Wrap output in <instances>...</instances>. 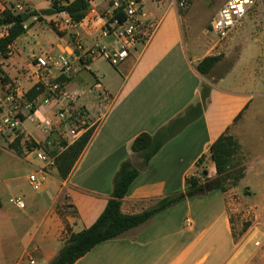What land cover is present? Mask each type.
<instances>
[{
    "label": "crops",
    "instance_id": "obj_1",
    "mask_svg": "<svg viewBox=\"0 0 264 264\" xmlns=\"http://www.w3.org/2000/svg\"><path fill=\"white\" fill-rule=\"evenodd\" d=\"M16 1L21 10L10 0H0V14L7 9L22 14L28 27L26 34L11 46L8 58L0 57V107L12 105L11 109H0V120L19 107L22 130L41 146L50 144L56 136L67 137L69 124L55 118L59 110L65 109L69 115L83 120L80 122L93 129V133L66 180L53 174L39 195L31 203L25 202L24 210L15 207L22 220L41 206L45 212L36 229L22 236L15 229H0V235L8 238L0 248V264H13L18 257L15 264H30V258L36 264L54 262L66 239L90 228L102 214L125 161L141 170L122 200L125 215L141 214L166 198L186 192L188 178L198 175L202 168L207 170L208 180L216 179L210 147L226 133L239 143L238 160L245 167L244 178L235 188L187 198L146 224L97 245L75 264H241L240 256L250 251L253 242L255 252H248L251 256L243 264H264V252L256 247V242L264 243V57L260 60L258 56H247L249 46L245 37L235 33L229 42L231 50L241 45L235 62L225 70L224 58L202 76L197 65L204 58L217 55L202 54V47L194 38L185 40L181 11L171 0L166 8L156 7L148 13L144 11L145 0H141L143 20L156 27L135 46L118 70H107L100 63L105 59L91 58L87 51L98 42L118 47L114 36L101 39L110 10L108 0H96L74 32L56 27L59 13L44 14L52 9L54 1L64 6L74 0ZM75 34L81 37L85 51L76 50ZM60 55L66 56L72 65L70 75L65 76L68 81L63 83L64 89L78 98L71 103L59 100L46 104L48 88L64 76L56 68L38 70L36 57ZM218 72L223 74L216 76ZM96 79L104 93L99 103L91 96ZM15 82L29 85V90L37 84L44 86L45 92L33 102V113L25 107L27 92L14 88L12 93L8 92ZM204 87L210 88L205 105ZM86 89L89 91L85 92ZM9 95H13L14 101H8ZM202 104V113L141 168L142 158L131 152L133 141L143 133L156 137L172 121ZM45 119L54 121L52 131L40 125L39 121ZM10 135L1 134L11 143ZM202 158L203 166L198 168ZM21 160L34 170L39 166L25 155ZM3 204L0 197L1 211ZM5 215L4 211L0 213V221ZM246 218L250 219L246 230L236 234V229H241L239 222ZM25 235L28 238L24 246L17 248L16 240ZM42 244L44 249L40 248ZM223 248L228 249L224 255L220 252Z\"/></svg>",
    "mask_w": 264,
    "mask_h": 264
},
{
    "label": "trees",
    "instance_id": "obj_2",
    "mask_svg": "<svg viewBox=\"0 0 264 264\" xmlns=\"http://www.w3.org/2000/svg\"><path fill=\"white\" fill-rule=\"evenodd\" d=\"M90 10L89 0H74L73 2H67L64 6H59V3L54 1L52 9L45 11L44 14L52 15L66 12L75 23H80L86 18ZM115 14L120 21L124 20L123 13L117 12ZM26 22L24 15L14 14L9 9L0 14V27L7 28V35L0 39V57L8 58L10 48L14 42L26 34L28 29ZM223 59V55L208 56L197 65V71L202 76H206ZM67 81L64 76L56 82L65 84ZM4 82L8 83L9 81L5 79ZM44 92L45 88L43 85H35L25 94V103H33ZM209 93L210 88L204 87L202 90L204 105L206 100H208ZM203 104L188 110L185 115H181L172 121L168 126L160 130L156 137L143 133L133 141L131 152L142 158L141 168H145L168 141L177 136L194 118L202 113ZM35 110L36 107L33 106L30 112L33 113ZM20 117L23 119L22 116ZM92 133L93 129L87 130L71 144L59 135L50 140L51 146L47 143L42 146L47 153L56 158L57 174L61 180H66L71 174L88 145ZM21 142L22 138L19 137L13 139L9 145L18 156L23 155ZM240 152L241 147L233 136L227 133L220 136L210 147V156L217 171L216 179H207V170L202 168L204 163V158H202L197 165L198 168L202 169L198 175L188 178V189L186 192L166 198L160 201L156 207L137 215L123 214L121 206L122 200L126 197L132 183L139 177L141 170L133 168L129 161L123 162L114 182L112 196L102 214L90 228L71 234L66 239L65 246L59 257L51 264H75L97 245L114 240L128 231L146 224L157 214L187 198L201 196L214 190L225 193L235 188L245 175V167L238 160ZM246 228L247 226L244 229Z\"/></svg>",
    "mask_w": 264,
    "mask_h": 264
},
{
    "label": "built area",
    "instance_id": "obj_3",
    "mask_svg": "<svg viewBox=\"0 0 264 264\" xmlns=\"http://www.w3.org/2000/svg\"><path fill=\"white\" fill-rule=\"evenodd\" d=\"M16 3V8L21 10L20 4L16 0H10ZM110 10L107 21L104 22L101 30V39H107L111 36L117 41L116 48L112 45L104 44L103 42L95 43L92 48L87 51L91 58H103L112 66L117 67L123 63L130 55V52L135 49V46L149 37L150 33L156 27L155 24L143 20L142 16V1L141 0H108ZM257 0H228L222 8L217 12L209 27V33L216 41V46H223L230 38L233 31L240 26L249 10ZM172 4L180 11L188 8L189 0H171ZM92 7L96 5V0H89ZM63 6V5H62ZM123 13L124 20L120 21L115 13ZM59 20L56 21V27L64 31L74 32L80 26V23H75L66 12H59ZM7 35V28L0 27V39ZM75 47L77 51H85L81 37L78 34L74 36ZM36 66L38 70L48 71L51 68H56L63 76H69L72 71V65L68 58L60 55L56 58L46 56L36 57ZM95 90L103 94L102 85L97 81L94 86ZM78 95L69 93L64 89L62 83L54 81L48 88V96L45 100L46 104L50 102H58L64 100L66 102H74ZM8 101H14L13 95L8 96ZM26 109L31 111L33 103H27ZM81 115V113H80ZM19 107L12 114L0 120V134L5 132L11 133L12 140L22 138L23 155L31 158L39 166L28 176V183L33 191L39 193L48 184L53 173H57L56 158L47 153L44 148L35 141L30 135L22 130V118L20 117ZM57 121L66 122L69 124L68 131L71 140L65 139L69 144L77 140L87 130L85 124H82L76 117L69 115L65 109L59 110L55 114ZM81 119V118H80ZM40 125L46 130L52 131L54 121L45 119L40 120ZM81 134V135H80ZM80 135V136H79ZM10 204L19 210L26 208L25 201L20 197H13L9 200ZM190 224V219L186 220ZM264 237V233H263ZM264 243L256 242V247H263ZM30 264L36 262L30 258Z\"/></svg>",
    "mask_w": 264,
    "mask_h": 264
},
{
    "label": "rangeland",
    "instance_id": "obj_4",
    "mask_svg": "<svg viewBox=\"0 0 264 264\" xmlns=\"http://www.w3.org/2000/svg\"><path fill=\"white\" fill-rule=\"evenodd\" d=\"M227 1L228 0H189L188 8L180 12V14L182 15L181 29L185 40L189 41L192 38L198 40L202 47V54L204 55H223L225 58L223 64L225 70H227L229 66L235 62L238 53L241 50V45L234 46L233 50L229 48L230 39L235 33H239L242 37H245V41L249 46V48L247 47L246 49L247 56H258L260 60H262L264 57V0H257L256 2H254L243 22L233 31L225 45L216 46L215 39L209 33V27L217 12ZM145 2L146 4L144 7V11L148 13L150 12V10H154L156 7L163 9L166 8L169 0H145ZM163 4L164 6L162 7ZM52 36L54 37L53 33ZM100 63L101 66H103L107 70L119 69L118 66L113 67L106 60H102ZM222 74L223 72H218L216 76ZM96 80L101 84L99 79ZM95 83L92 87V92L94 94L92 93L91 96L93 99H95V103H99V99L104 96V93L99 95L100 93L97 92L94 88ZM13 88L27 92L29 90V85H20L18 82H15L13 83L11 90L8 92L12 93ZM88 91L89 89L85 90V92ZM2 97L3 99H5L4 96ZM84 98L85 97L83 96L81 100L83 101ZM11 106L12 105L8 103L6 108L2 106L0 107V109H2V111L4 109L8 110L11 109ZM20 115L23 116L21 113ZM27 126H30V123H27ZM65 135L63 137L64 139L71 140L68 130L67 137ZM51 144L52 143L48 145L51 146ZM9 145L10 142L8 138L6 136H0V197H2L4 202V210H0V213H3L4 211L6 214L0 221V229H15L16 231H21L22 236L26 232L36 229L37 223L40 221L41 216L45 212V208L41 206L39 211L34 212H31L29 210V218L22 220L14 210L15 206L10 204L9 200L12 197H18L22 195L25 196L22 197L24 198L25 202L31 203V201H33V198H36L39 194L32 190L26 178V176H28L30 173H33L35 170L32 169V167H30L26 162H23L21 160L24 155L18 156L16 152L10 148ZM52 149H54V147H52ZM241 189V193L243 195L244 190L243 188ZM233 221H235V218H233ZM238 221L240 220L238 219ZM239 223L241 229H236V234H242V232L246 230L244 228L249 225L250 219H243ZM27 238L28 236L25 235L24 237L17 239L15 242L17 245L15 246L17 248H19V245L24 246ZM7 240L8 238L6 239L5 236L0 235V248H3L5 246ZM253 244L254 242L251 245L250 251H248L251 255L255 252L254 247H252ZM261 244H263V242H261ZM44 247V244L40 245V248L44 249ZM258 250L260 252H264V246L260 248L258 247ZM221 251L224 255L227 253L228 249L223 248L222 250H220V252ZM248 252L240 256L239 262H241V264H243L251 256L250 254H248ZM18 258L14 259V261L11 263L15 264L16 262H18ZM251 264H255V261L251 262Z\"/></svg>",
    "mask_w": 264,
    "mask_h": 264
},
{
    "label": "water",
    "instance_id": "obj_5",
    "mask_svg": "<svg viewBox=\"0 0 264 264\" xmlns=\"http://www.w3.org/2000/svg\"><path fill=\"white\" fill-rule=\"evenodd\" d=\"M24 19L26 20L27 18H26V17H24Z\"/></svg>",
    "mask_w": 264,
    "mask_h": 264
}]
</instances>
